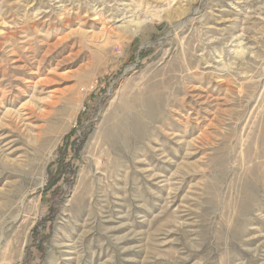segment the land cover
I'll return each mask as SVG.
<instances>
[{
    "label": "rangeland",
    "instance_id": "obj_1",
    "mask_svg": "<svg viewBox=\"0 0 264 264\" xmlns=\"http://www.w3.org/2000/svg\"><path fill=\"white\" fill-rule=\"evenodd\" d=\"M0 264H264V0H0Z\"/></svg>",
    "mask_w": 264,
    "mask_h": 264
},
{
    "label": "trees",
    "instance_id": "obj_2",
    "mask_svg": "<svg viewBox=\"0 0 264 264\" xmlns=\"http://www.w3.org/2000/svg\"><path fill=\"white\" fill-rule=\"evenodd\" d=\"M74 133L75 132L73 131L69 136H67L66 146L74 147V153H75V155H78L84 139H82L80 144H77L76 142H72V144H71L70 139L74 135ZM84 137H85V134H84ZM60 152H62V148H61ZM63 154H64V152H63ZM64 163H65V157H64V155H62L58 159V162H57L58 167L56 168V170H53L52 166L50 167V170H49V183L46 187L45 194L49 193V191L50 192L52 191L51 192V196L53 197L52 204H54V205H58L57 200L59 199V197H60L59 193L61 192V187L59 186L61 179H64V182H67L68 187L70 188L71 184L73 183L74 176H76V172L73 171L72 168L70 171L69 167H71V166L69 164L65 165ZM44 223H46V222L41 221L37 225V227L33 230V232L39 233V228Z\"/></svg>",
    "mask_w": 264,
    "mask_h": 264
},
{
    "label": "bare ground",
    "instance_id": "obj_3",
    "mask_svg": "<svg viewBox=\"0 0 264 264\" xmlns=\"http://www.w3.org/2000/svg\"><path fill=\"white\" fill-rule=\"evenodd\" d=\"M141 6H143V5H140V7ZM140 7H138V8H140ZM141 10V9H140ZM144 10V8H142V11ZM145 11V10H144ZM140 12V11H139ZM153 17H150L152 20H154V19H156V18H158V16L156 17V15H152ZM160 16V15H159ZM162 17V16H161ZM148 20V19H147ZM143 21V22H139V23H137L136 24V26H135V29L137 30V29H139V28H141L144 24H146L148 21ZM40 68V67H39ZM36 74H37V72H36ZM32 75H34V74H32ZM40 81V80H39ZM39 81H38V83L37 84H40L39 83ZM43 82H44V80H43ZM28 83V82H27ZM46 83H47V81H46ZM40 101V100H39ZM43 101V100H42ZM41 103V102H40ZM26 106H28L27 104H23L22 106H21V111L20 112H22V111H24L25 109H24V107H26ZM29 109V108H28ZM12 112V111H11ZM19 112V113H20ZM7 114V113H6ZM9 114H14V113H9ZM16 114V113H15ZM21 114V113H20ZM24 114V113H23ZM18 115V114H17ZM6 116V115H5ZM16 116V115H15ZM24 116V115H23ZM23 118V117H22ZM23 120V119H22ZM20 122V121H19ZM21 123H22V121H21ZM8 162V161H7ZM6 162V163H7ZM69 254H73V253H69Z\"/></svg>",
    "mask_w": 264,
    "mask_h": 264
}]
</instances>
